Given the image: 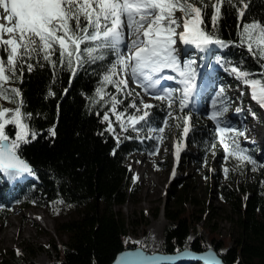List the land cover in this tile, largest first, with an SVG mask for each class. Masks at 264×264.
<instances>
[{
  "label": "trees",
  "instance_id": "16d2710c",
  "mask_svg": "<svg viewBox=\"0 0 264 264\" xmlns=\"http://www.w3.org/2000/svg\"><path fill=\"white\" fill-rule=\"evenodd\" d=\"M246 2L248 7L242 18L235 8L226 4L222 6L216 34L229 43L207 54L215 65L223 69V72L216 71L214 74L219 85L218 91L221 93L223 89V104L228 99L227 92L232 84L243 82L238 78L235 82L234 78L226 76L233 67L249 72V79L264 80L260 75L264 71L261 69L264 61H259L249 53L247 46L241 45L238 36L243 24L252 21L264 23V0ZM205 21L211 27L208 17H205ZM116 59L117 55L109 51L103 61L85 63L77 67L73 75L67 66L57 65L53 68L51 63L36 57L26 61L33 64L32 71L29 72L25 64L23 75L18 71L17 78L7 85L19 90L20 96L15 99L21 112L31 114L30 117L25 115L23 123L36 135L35 138L29 135V142L21 143L17 149V155L33 168V174L10 177L11 186L6 190L1 186L0 217L7 216L6 208L11 206L27 208L63 204L77 210L78 219L59 226L61 231L68 234V242L64 250L58 251V261L54 264H110L116 254L126 247L147 249L146 243L135 244L126 240L127 222L119 211H115V207L124 205L133 196L132 174L127 163L132 154L143 151V141L147 140L149 130L158 132L162 128L166 135L170 127L176 126L181 132L183 121L188 115L193 122L191 134L187 136L188 145L204 154L218 144L214 130L205 124L204 109L198 113L181 109L175 95L171 108L168 107V100L156 99L153 107L139 111L130 107L133 102L138 106L135 97L126 96L125 90L117 92L111 84L104 85L103 99L97 96L103 74ZM113 95L121 101L116 106L119 113L135 117L144 111L149 113L145 120L137 123V130L134 131L126 123L124 128L127 130H123L120 123L111 117L110 97ZM240 102L244 104L242 98ZM7 103L12 109L17 107V104ZM105 114L110 117L109 121L103 119ZM109 124L114 131L109 130ZM221 125L236 128L229 126L226 120ZM50 129L54 130L55 135L50 133ZM5 132L9 142L15 139L13 125H6ZM240 139V136L236 137L240 148L246 149L245 154L257 162L256 171L251 170L252 164L241 163L234 156H228L233 165L238 164L243 171H249L251 179L239 187L224 184L218 188L219 198L230 205L236 216L239 233L233 245L220 252L224 246L223 240H215L212 234L216 232L212 229V248L223 264H264V160L254 155L253 148L241 146ZM227 142L231 145V140ZM186 180L181 178L174 182L168 193L173 205H165L163 210L168 222L159 247L163 253H176L185 248L194 252L205 250L201 244L202 238L196 236L190 240L195 228L190 214L187 215L182 209L189 186ZM26 263L34 264L28 258ZM14 264L20 263L15 261Z\"/></svg>",
  "mask_w": 264,
  "mask_h": 264
},
{
  "label": "snow or ice",
  "instance_id": "6c2138e0",
  "mask_svg": "<svg viewBox=\"0 0 264 264\" xmlns=\"http://www.w3.org/2000/svg\"><path fill=\"white\" fill-rule=\"evenodd\" d=\"M225 4L235 8L241 18L248 7L246 0H0V19L5 21L0 24V99L17 104L14 109L0 106V171L10 177L33 174L29 164L17 155L20 144L29 142V135L35 138L36 134L23 123L25 115L30 117L31 114L21 112L15 99L20 96L19 90L7 87L17 78L18 71L23 75L25 64L27 70L32 71L33 64L26 63L27 60L39 57L51 63L53 68L57 65L67 66L74 75L77 67L103 61L109 51L115 53L117 59L107 67L101 86L96 91L101 99L105 95L104 85L111 84L117 92H123L129 86V78L148 94V90L155 88L161 79H174L172 76L159 75L164 69L170 68L183 78V97L180 100V108L183 109L192 93L195 73L190 65L181 69L175 55L176 45L179 41L202 51L212 45L226 46L229 42L221 40L216 34L221 8ZM205 17L209 18L211 27ZM179 28L183 31L178 32ZM126 32L135 37L128 45H125L124 39ZM238 36L241 45H246L249 53L259 61H264V23H245ZM122 45H125L126 51L122 50ZM261 69L264 70V63H261ZM231 71L250 87L251 98L264 109V80L249 79V72L236 67ZM260 75L264 77V71ZM162 93L154 94L153 98L160 101L167 99L168 107L171 108L174 103L171 90L162 89ZM125 95L130 96L131 93L126 92ZM110 99L116 120L122 121V114L116 111L121 101L114 95ZM130 107L140 110L134 102ZM151 107L143 103L144 109ZM227 110L224 107L215 111L210 118L219 126L218 117ZM250 114L256 117L255 112L250 111ZM148 116L147 111L139 117L129 116L128 123L135 131V125ZM103 119L109 121V116L105 114ZM6 125L14 126L15 139L11 142L5 132ZM184 125L186 136L189 131L188 118L184 119ZM121 128L127 130L123 123ZM109 130L114 131L111 124ZM159 130L163 131L162 128ZM49 131L55 135L54 130ZM227 133L232 135L229 137ZM218 135L227 156H234L241 163L252 164L251 170L256 171L257 162L245 154L247 150L241 149L236 140L237 136L244 135L242 131L218 127ZM229 139L231 145L227 142ZM179 150L180 146L177 145V156Z\"/></svg>",
  "mask_w": 264,
  "mask_h": 264
},
{
  "label": "rangeland",
  "instance_id": "374dc122",
  "mask_svg": "<svg viewBox=\"0 0 264 264\" xmlns=\"http://www.w3.org/2000/svg\"><path fill=\"white\" fill-rule=\"evenodd\" d=\"M177 31L181 32L183 29L179 28ZM124 39L125 45H128L135 37L129 36L126 32ZM125 45L121 46L124 51H126ZM217 49H220L218 45H212L202 51L194 45L186 46L178 41L175 55L181 69H184L185 65H190L195 76L203 73L202 80L205 82L208 75L215 69L213 60L208 59L207 54L217 51ZM219 70L221 71V69ZM162 74L160 76H172L174 79H165V82L161 79L162 82L155 88H150L148 94L145 93L144 88L138 87L129 78V86L125 92H130L137 99L140 110L144 109L143 103L152 105L156 101L153 95L163 94L162 89L170 90L169 86L178 90V97L180 100L182 99L184 85L181 80L183 78H177L172 69L164 71ZM226 75L229 78H234L236 82L237 76L231 70ZM232 85L227 92L228 99L224 100L225 104H222L224 96L220 91H215L218 88H215L206 98L207 112L204 113V121L215 132L218 143L216 147H210L207 153L201 154L195 147L188 145L184 135L183 121L181 132L176 126L170 127L169 134L166 135L161 131L149 130L147 140L143 141V151L131 155L127 166L132 174L131 192L133 196L124 205L115 207V211H119L126 219V240L130 243H146V251L149 253L159 251L163 242V230L168 225L163 216V210L165 205L169 207L173 205L172 200L168 198V193L174 182L181 178H187L189 186L187 198L182 203V209L187 215L190 214L191 223L195 228V232L191 233L190 240L198 236L203 239L201 244L205 250L212 248L210 232L213 229L216 232L212 234L216 236H214L215 240L222 239L224 243L220 252H224L227 247L233 245V241L239 233L235 223L236 216L233 215L230 205L219 198L218 188L224 184L239 187L243 182L249 181L251 177L249 171H243L237 166L238 164L233 165L230 162L224 151V145L220 142L218 127H225L220 124L225 120L229 121V126H235L236 130L244 133L240 136L241 146L253 149L257 147L256 152H253L254 155L264 160V109H261L251 98V89L244 82ZM179 98H176V101L180 102ZM241 98L244 101L243 105L240 102ZM214 100L216 101L215 107H213ZM0 106L12 109L11 105L2 99H0ZM187 106L189 110L196 107L194 104ZM224 107H227L228 110L218 117L220 121L218 126L216 121L210 117L213 112ZM238 108L239 112L236 111ZM250 111L256 113L255 118L250 114ZM111 117L116 120L113 112ZM128 117V115L122 114V121H118L120 125L126 123L132 127L128 123ZM185 118L189 119L187 135H190L193 128L192 118L188 116ZM226 135L230 137L232 133ZM141 140L142 138L139 139V141ZM177 145L180 146L178 156L176 154ZM183 157H185L184 160ZM225 169L228 171L225 172ZM16 177L19 178L20 175ZM9 179V175L0 171V188L4 186V190H6L11 186ZM6 210L8 211L7 216L0 217V264H14L15 261L27 264V258L34 264H54L58 261V251L64 250L68 242V234L61 231L59 226L64 222L79 218L77 210L63 204H47L27 208L11 206ZM161 221H163V227L160 237ZM8 231H11L12 234L5 237L4 233Z\"/></svg>",
  "mask_w": 264,
  "mask_h": 264
},
{
  "label": "water",
  "instance_id": "95a60500",
  "mask_svg": "<svg viewBox=\"0 0 264 264\" xmlns=\"http://www.w3.org/2000/svg\"><path fill=\"white\" fill-rule=\"evenodd\" d=\"M189 262L201 264H217L218 262V264H223L213 248H208L202 252H194L185 248L176 253H163L161 251L149 253L139 246L124 248L116 254L110 264H185Z\"/></svg>",
  "mask_w": 264,
  "mask_h": 264
},
{
  "label": "bare ground",
  "instance_id": "6f19581e",
  "mask_svg": "<svg viewBox=\"0 0 264 264\" xmlns=\"http://www.w3.org/2000/svg\"><path fill=\"white\" fill-rule=\"evenodd\" d=\"M179 151H180V150H179ZM176 154H177V150H176ZM160 224H161V225L159 226V227H160V228H159V235H160V237H161V233H162L161 231H162V227H163V221H161ZM4 234H5V237H9V236L12 234V232H11V231H10V232L8 231V232H6V233H4Z\"/></svg>",
  "mask_w": 264,
  "mask_h": 264
}]
</instances>
